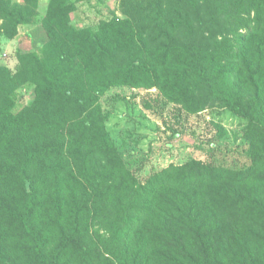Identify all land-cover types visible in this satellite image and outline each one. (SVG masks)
Instances as JSON below:
<instances>
[{"label":"trees","instance_id":"obj_1","mask_svg":"<svg viewBox=\"0 0 264 264\" xmlns=\"http://www.w3.org/2000/svg\"><path fill=\"white\" fill-rule=\"evenodd\" d=\"M79 1L50 0L46 43L18 50L16 74L0 65V264H264V0H157L97 28L71 23ZM38 3L0 0V43ZM26 83L35 98L15 111ZM120 85L230 108L251 163L140 181L103 109Z\"/></svg>","mask_w":264,"mask_h":264},{"label":"rangeland","instance_id":"obj_2","mask_svg":"<svg viewBox=\"0 0 264 264\" xmlns=\"http://www.w3.org/2000/svg\"><path fill=\"white\" fill-rule=\"evenodd\" d=\"M156 1L81 0L71 14V23L78 28H97L101 21L113 17L134 19L140 12L155 7ZM49 2L39 0L31 19L20 26L14 38L2 36L0 65L7 66L12 74L20 69V48H41L48 40L43 20ZM202 12L208 20L210 15L206 10ZM15 96V111H19L34 100V85L24 84ZM102 104L109 114L107 128L128 167L142 182L170 164H184L192 159L235 168L251 163L245 119L218 103L189 113L181 104L169 101L157 87L120 85L106 91Z\"/></svg>","mask_w":264,"mask_h":264}]
</instances>
